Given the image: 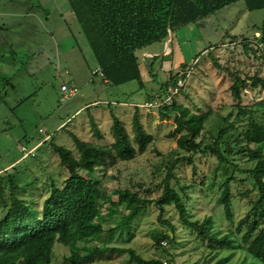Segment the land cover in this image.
<instances>
[{
  "label": "rangeland",
  "instance_id": "1",
  "mask_svg": "<svg viewBox=\"0 0 264 264\" xmlns=\"http://www.w3.org/2000/svg\"><path fill=\"white\" fill-rule=\"evenodd\" d=\"M31 1L50 4L53 0ZM17 2L21 4L19 8ZM23 4L24 0H0V10L22 14ZM44 11L38 10L31 21L24 22L16 13L11 15L14 19L0 11V218L8 207L10 181L19 187L18 197L40 207L49 194L50 183L61 185L68 176L51 143L71 150L75 157L78 154L70 132L84 141L110 144L113 141L109 128L110 112L119 118L122 116V123L132 136L133 105L143 103L147 94L150 96L165 78L169 86L173 85L174 77L185 74L188 75L185 86L175 95L174 101L191 113L205 114L204 128L197 140H201L203 145L216 143L227 163L218 161L209 153L199 152L193 156L195 173L191 164L179 163L174 169L177 181L170 182L179 192L180 186H191L184 196L188 215L194 220L209 216L211 231L216 236L232 232L231 246L213 247L198 239L191 229L181 224L172 205H166L164 212L159 214L154 200L161 194L166 166L185 153L177 148V136L172 135L175 113L161 119L157 109L138 106L139 119L153 136L146 149L137 151L131 160H118L113 166L99 168L93 174L78 171L85 177L99 178L113 202H117L114 192L117 189L136 191L152 201L127 225H123L127 211L120 204L114 208L103 202L97 220L104 231L86 242H77L78 250L84 253L85 248L94 246L132 248L144 259L170 258L173 264H258L256 259L239 248L241 234L233 232L259 192L252 187L246 173L255 162L247 159L245 143L238 139L241 127L239 124L229 126V122L235 120L236 103L230 94V72L264 80V52L256 51L253 42H249L251 49L246 52L241 43L243 38L251 41L258 36L263 11H248L244 0H238L202 21L179 27L174 34L169 32L166 39L153 43V48L161 49L166 41H171L170 46L177 45L181 50L184 64L176 66V69L172 64L173 76L172 73L167 74L165 64L158 60L156 65H162L154 68L156 80L145 88H140L136 80L118 86L104 84L99 75L92 73L97 63L74 16L67 13L68 25L56 27L52 16L49 20ZM70 17L72 21L68 22ZM26 22L33 24V28L28 24L31 29L26 28ZM165 51L169 48L166 47ZM141 53L139 50L136 55L144 59L147 55ZM62 82L76 85L77 95L63 101L59 90ZM246 84L241 90L240 103L253 107L254 116L263 115L264 120V86L261 83L251 85L249 80ZM158 90L161 92L160 88ZM93 101L97 102L90 103ZM120 102H126L127 107H121L123 104ZM81 106L82 109L77 111ZM96 108L104 113H98L94 120L102 139L92 135L88 119V111L91 113ZM122 108L126 111L118 114ZM226 127L228 130L218 136L219 131ZM39 128L43 131L39 132ZM45 135L50 139L37 148L35 155L21 159L19 145L31 147L43 141ZM225 181H228L232 195V222L225 219L222 206L217 201L221 184ZM116 224L121 227L109 237L108 229ZM159 234H166L168 238L157 243L154 236ZM162 241H166L167 246L162 247ZM70 253L68 246L56 243L52 248L51 264H69L66 257ZM128 260L127 253H112L95 256L81 264H128Z\"/></svg>",
  "mask_w": 264,
  "mask_h": 264
},
{
  "label": "trees",
  "instance_id": "2",
  "mask_svg": "<svg viewBox=\"0 0 264 264\" xmlns=\"http://www.w3.org/2000/svg\"><path fill=\"white\" fill-rule=\"evenodd\" d=\"M27 1L24 0V3ZM66 1L101 70L102 80L110 86L136 80L142 88L136 52L152 43L163 41L168 37L169 31L174 33L179 27L202 21L215 11L238 0ZM244 4L248 11L262 10L263 16L258 27V36L251 41L244 38L241 41L243 50L249 51L251 49L249 42H253L256 51L262 53L264 52V0H244ZM26 26L28 29L32 27ZM230 76L232 78L230 94L236 103L235 120L229 122V126L241 127L238 139L245 143L247 159L255 162L246 173L252 182V187L259 192L258 198L238 220L233 232L236 235L241 234L239 248L256 259L258 264H264V120H262L263 115L257 118L254 116L253 107L243 106L240 103L241 90L246 87L248 80L251 81V85L261 83L262 86L264 80L255 76L241 77L232 72ZM182 77L185 78L186 75ZM172 81L175 83L176 78L174 77ZM167 87L168 84L164 82L160 87L161 92L152 93L149 100L156 95L162 96ZM174 99L169 104L159 106L157 112L161 119H167L175 113L172 135L177 136L176 146L185 155L175 158L166 166L161 194L154 203L159 214L164 212L166 205H172L181 224L191 229L201 241H207L213 247L231 246L232 232L216 236L211 231L212 220L209 216L202 220H194L188 215L184 196L191 186H180L179 192L171 185V180L177 181L174 169L179 163L191 164L195 173L193 156L196 153H209L218 161L227 163L216 143L203 145L201 140H197L204 128L205 114L191 113L187 108L177 105ZM133 106L135 107L131 118L132 136L129 135L122 120L110 112L109 128L113 139L110 144L84 141L70 132L78 154L75 157L71 150L51 143L52 149L58 155L60 165L68 171V176L61 185L50 183L49 194L40 207H35L31 201L18 197L19 187L15 182L10 181L8 207L0 218V264H51L52 248L56 243L70 248L71 253L66 257L69 264L87 263L95 256L112 253H127L128 264H162L158 259H144L132 248L94 246L85 248V252L80 253L77 247V242H86L104 231L102 224L97 220L103 202L110 203L114 208L120 204L127 211L123 223L127 225L152 201L136 191L117 189L114 191L117 202H113L102 188L99 178L85 177L78 171L84 170L93 174L99 168L107 169L113 166L118 160H131L137 151L142 152L146 149L153 136L143 127L138 116L137 104ZM88 119L92 135L102 139V134L90 114ZM226 130L228 127L220 130L218 136ZM217 201L222 206L225 219L232 222V195L228 181L221 184ZM119 227L121 225L118 224L110 227L109 237ZM171 229L173 230L172 226ZM165 238H168V235L154 236L157 243Z\"/></svg>",
  "mask_w": 264,
  "mask_h": 264
},
{
  "label": "crops",
  "instance_id": "3",
  "mask_svg": "<svg viewBox=\"0 0 264 264\" xmlns=\"http://www.w3.org/2000/svg\"><path fill=\"white\" fill-rule=\"evenodd\" d=\"M61 2H62L61 0H60V2H55L53 0L52 3H50V4H44L43 1H41V2L40 1H33V2L31 1L30 2L28 0L26 3L23 4L24 13H22V14H20V13L17 14V12H15V13L17 15H20L21 19H23L21 21L24 22V21H27L28 19L31 21V18H33V16H36L39 13L38 10L45 9L43 14L48 15L49 20H50V17L52 16L51 20L55 24L56 27L59 26V25H68L67 24V20L65 18V15L68 13V14L74 16V13L71 11L67 1L65 3H61ZM17 4H18V8H19V6L21 4L19 2H17ZM44 5H46V7H44ZM46 9H47V11H46ZM0 11L2 13H5V15L16 19L15 17L11 16L12 14H15V13H13V12H4L2 10H0ZM74 18H75V16H74ZM75 20H76V18H75ZM71 21L72 20H71V17H70L68 22H71ZM17 23H18V21H17ZM27 24L30 25L29 23L26 22V25ZM30 26H32V28H33V24H31ZM169 32H171V31H169ZM172 34H174V33H172ZM170 42L166 41L164 46L162 45L161 49L153 48V43L142 49L141 55L144 53V54H146L148 56V57L147 56L144 57V59H139V57H138L140 77H141V80H142L144 88H145V86L147 87V85L150 84L151 81H155L156 80V78L154 76L155 75L154 74V68L155 67H160V65H162L160 63L158 65H156V63H158V60H161V63L165 64V70L167 71V74L168 73L171 74L173 71H175V70H173V68L176 69L180 64L183 63V57H182L181 50L178 48L177 45H175L173 47L170 46ZM166 47L169 48V51H167V52L165 51ZM169 55L171 57H168ZM158 56L160 57L159 59L157 58ZM165 56H167V57L164 58ZM146 58H148L149 61H146ZM172 64H173V68L171 67ZM172 75H173V73H172ZM166 79L167 78L162 80L158 84V87H155V89L152 91V93L158 92V88H160L163 85V83L166 81ZM103 83L107 84L104 80H103ZM152 93H150V95ZM149 99H150V96L147 94V97L144 98V101L149 100ZM95 102H97V101H93V102H90V103H95ZM130 103L134 104L133 102H130ZM136 103H138V102H136ZM87 104H89V103H87ZM87 104H84V106H86ZM120 104H123L121 107H127L126 106V102H121ZM82 107L83 106H81L80 108H78L76 110L79 111V110L82 109ZM124 111H126V108L120 109L118 111V114L119 113L122 114ZM98 113H101V115L104 114L101 111H99L97 108L94 109L93 112H91V113H90V111H88V115L90 114L94 118V120H95L96 116H99ZM121 114L119 116H121ZM120 119H122V116H121ZM110 124H111V122H110Z\"/></svg>",
  "mask_w": 264,
  "mask_h": 264
},
{
  "label": "built area",
  "instance_id": "4",
  "mask_svg": "<svg viewBox=\"0 0 264 264\" xmlns=\"http://www.w3.org/2000/svg\"><path fill=\"white\" fill-rule=\"evenodd\" d=\"M93 74H98L99 76L102 75L100 68L97 66L93 71ZM187 76L185 78L182 77V74L178 75L176 78V81L173 85H169L165 91V93L162 96H154L153 99L145 101L143 103L137 104V106L146 108V109H151L155 110L159 106L163 104H169L171 103V100L174 99L175 95L185 86ZM59 90L62 93V100L64 101L65 99H70L77 95L78 93V88L76 85L72 84L71 82H62L59 86ZM43 131L42 129L39 128V132ZM49 139V135H45L43 138V141H38L35 145L28 147L26 145H19V151L21 152V159L31 157L35 155V151L37 148L45 141ZM161 244L163 245L162 247L167 246L166 241H162ZM162 264H173L170 258H165L164 260H161ZM176 264V263H175Z\"/></svg>",
  "mask_w": 264,
  "mask_h": 264
}]
</instances>
